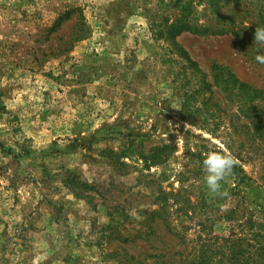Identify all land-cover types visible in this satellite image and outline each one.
<instances>
[{
	"label": "rangeland",
	"instance_id": "374dc122",
	"mask_svg": "<svg viewBox=\"0 0 264 264\" xmlns=\"http://www.w3.org/2000/svg\"><path fill=\"white\" fill-rule=\"evenodd\" d=\"M207 2L0 0V264L258 261L264 45L216 33ZM240 9L264 25L263 2ZM226 150L212 193L203 161Z\"/></svg>",
	"mask_w": 264,
	"mask_h": 264
},
{
	"label": "trees",
	"instance_id": "16d2710c",
	"mask_svg": "<svg viewBox=\"0 0 264 264\" xmlns=\"http://www.w3.org/2000/svg\"><path fill=\"white\" fill-rule=\"evenodd\" d=\"M219 0H208L207 5L208 7L206 8V11H209L214 18H216V33H226V32H230L236 39H239L238 44H240V48H243L244 50L247 51L248 47H249V42L251 40L254 39V34H255V29L257 27V25H259L260 23L257 21H262L263 19V14H259V18L257 17V19L255 20V23H251L248 26H244L242 24H244V17L242 18V14L245 12L242 11L240 8L242 7L243 1H248L251 3V1L254 2H258L264 3V0H233V5L232 7H229L228 10L222 11L220 8V5L218 3ZM185 13V18H187L186 20H183L184 26L182 25L181 30L180 31H184V30H193L196 27H194L193 25H191V23L188 21L189 19V13L191 11H187L186 9H184ZM213 18V19H214ZM222 19H228L229 22H231L228 26H224V25H217V21H222ZM207 28L205 27H199V29H196V32H202L204 30H206ZM251 37L248 38V36ZM226 74L225 71L218 69L217 74L215 75L216 80H220L221 82V86L225 88L226 91H231L234 92V90H236V93H232L233 96H235L237 98V102L239 101V103L241 102V104H245V105H251L252 102V93L256 92V89L252 88L250 85L242 82V81H238L235 76L233 74ZM246 94V97H242L240 94ZM258 94V92H257ZM261 121V117L258 118V123ZM261 123V122H260ZM258 253V252H257ZM261 254V257L258 256V261L260 259L264 260V246H262L259 249V253ZM258 261H256L255 264H258ZM259 264H263V262H260Z\"/></svg>",
	"mask_w": 264,
	"mask_h": 264
},
{
	"label": "clouds",
	"instance_id": "9594fccd",
	"mask_svg": "<svg viewBox=\"0 0 264 264\" xmlns=\"http://www.w3.org/2000/svg\"><path fill=\"white\" fill-rule=\"evenodd\" d=\"M254 42L264 45V25H257L254 34ZM256 60L264 64V54L258 53ZM234 157L227 152L209 151L203 161L205 170V182L210 192L218 193L221 188V181L231 174L234 164ZM224 195H227L224 193Z\"/></svg>",
	"mask_w": 264,
	"mask_h": 264
}]
</instances>
